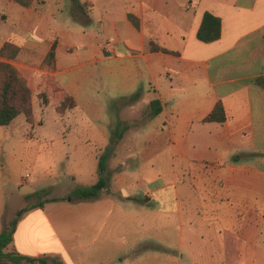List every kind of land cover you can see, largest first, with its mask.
<instances>
[{"label": "crops", "instance_id": "crops-1", "mask_svg": "<svg viewBox=\"0 0 264 264\" xmlns=\"http://www.w3.org/2000/svg\"><path fill=\"white\" fill-rule=\"evenodd\" d=\"M206 11L221 20L210 42L196 36ZM5 42L19 49L1 59L26 79L32 107L35 96L40 110L56 111L67 94L75 107L56 111L62 118L102 122L87 145L101 152L119 139L137 156L135 169L112 173L113 193L25 211L37 213L36 231L49 230L48 245L12 241L9 250L101 264L111 238L117 264H264V0H0V48ZM118 101L124 115L110 116ZM218 101L224 121H205ZM9 219L0 196L1 225Z\"/></svg>", "mask_w": 264, "mask_h": 264}, {"label": "rangeland", "instance_id": "rangeland-1", "mask_svg": "<svg viewBox=\"0 0 264 264\" xmlns=\"http://www.w3.org/2000/svg\"><path fill=\"white\" fill-rule=\"evenodd\" d=\"M100 93L107 98V92ZM33 104L35 121L32 125L26 123L23 114H19L8 126H0V196L4 198L9 218L20 217L15 238L10 246L14 244L21 247L22 241L25 243L24 247H27L23 249H29L32 248V242L36 241L37 248L34 249L42 252L41 246L48 245V240L42 236L49 233V230L45 227L44 232L36 231L31 217L37 213L28 215L22 211L39 200L69 198L76 188L95 183L99 176V158L103 153L107 155L105 166L107 173L104 176L113 193L114 186L111 187L109 183L112 173L114 171L119 173V164L123 169H135L137 165L134 162L137 156L127 157L119 139L112 145L108 140L109 143L101 152L95 149V146L87 145L88 141L93 143L91 135L100 132L102 122L88 123L87 119L74 117L71 113L62 118L52 107L40 110L35 96ZM114 104L107 108L110 116L114 113L115 117L117 111H120L121 116L124 115L127 108L125 104L121 103L120 107L119 101ZM136 108L138 118L142 119L147 113V106L139 105ZM113 126L119 134L120 125ZM105 127L108 128V125ZM126 130L127 133H131L133 128L124 131ZM127 143L131 150V140H127ZM119 159L124 160L126 165L118 163ZM20 213L26 214L20 216ZM42 228L44 229V225ZM2 229L0 222V230ZM107 242L108 248L101 254V264H117L119 242L111 238ZM92 259L98 261L99 251L92 252ZM48 261L49 264L57 262L51 259Z\"/></svg>", "mask_w": 264, "mask_h": 264}, {"label": "trees", "instance_id": "trees-1", "mask_svg": "<svg viewBox=\"0 0 264 264\" xmlns=\"http://www.w3.org/2000/svg\"><path fill=\"white\" fill-rule=\"evenodd\" d=\"M22 6H29L32 0H13ZM133 23L136 24L132 16H129ZM221 33V20L206 11L203 13L201 23L197 29L196 36L203 42H210L218 39ZM153 48H157L153 46ZM19 49L10 42H5L0 48V125L7 126L17 115L23 114L27 123L33 122L32 93L26 79L20 74L18 69L10 62L1 59L2 57L13 58L17 55ZM54 47L48 53V57L53 56ZM140 95V91L125 98L127 101H133ZM150 112L156 115L160 112L161 106L158 99H153L149 103ZM75 107V102L71 96L64 94L62 100L57 104L56 111L62 113ZM225 119L224 109L218 101L211 112L204 119L205 121L222 122ZM106 159L105 153L99 158L98 179L89 186L79 187L72 191V196L76 199H90L98 197L103 191L110 194L106 176ZM233 159H235L233 157ZM53 199L39 200L30 207L25 208L22 212L35 207H41L45 202ZM19 217L11 218L0 231V264H49L43 257H34L26 255L15 249H8L9 244L13 241L17 222Z\"/></svg>", "mask_w": 264, "mask_h": 264}]
</instances>
